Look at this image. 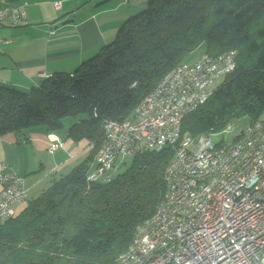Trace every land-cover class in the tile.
<instances>
[{
  "label": "trees",
  "instance_id": "obj_1",
  "mask_svg": "<svg viewBox=\"0 0 264 264\" xmlns=\"http://www.w3.org/2000/svg\"><path fill=\"white\" fill-rule=\"evenodd\" d=\"M203 43L209 56L236 50L237 68L186 117L182 139L263 118L264 0H149L74 74L56 73L28 92L0 86V139L39 126L57 134L75 119L68 137L93 145L87 158L0 224V264H118L164 200L175 150L137 154L110 183L88 182L103 123L131 118Z\"/></svg>",
  "mask_w": 264,
  "mask_h": 264
},
{
  "label": "built area",
  "instance_id": "obj_2",
  "mask_svg": "<svg viewBox=\"0 0 264 264\" xmlns=\"http://www.w3.org/2000/svg\"><path fill=\"white\" fill-rule=\"evenodd\" d=\"M29 6V0H0V28L29 24ZM237 57L231 50L183 63L131 118L104 121V142L87 170L88 182L110 183L125 158L168 146L175 150L165 171V198L118 264H264V117L249 120L232 143L223 134L235 123L220 133L182 139L186 117L209 100L216 80L234 73ZM47 139L50 153L64 146L55 133ZM0 186L3 223L18 215L15 205L26 204L28 190L5 162Z\"/></svg>",
  "mask_w": 264,
  "mask_h": 264
},
{
  "label": "crops",
  "instance_id": "obj_3",
  "mask_svg": "<svg viewBox=\"0 0 264 264\" xmlns=\"http://www.w3.org/2000/svg\"><path fill=\"white\" fill-rule=\"evenodd\" d=\"M144 1L29 0V24L0 28V86L28 92L56 73L74 74L114 41L126 20L146 7ZM3 40L10 43L3 44ZM75 123V119L64 121L63 131L57 133L64 146L54 153L48 150L51 133L45 126L0 139V163H7L24 178L28 190L26 204L15 205L18 214L54 179L68 174L90 154L93 145L89 141L68 137Z\"/></svg>",
  "mask_w": 264,
  "mask_h": 264
},
{
  "label": "rangeland",
  "instance_id": "obj_4",
  "mask_svg": "<svg viewBox=\"0 0 264 264\" xmlns=\"http://www.w3.org/2000/svg\"><path fill=\"white\" fill-rule=\"evenodd\" d=\"M148 1L149 0H145L144 1L145 4H146V7L148 5ZM206 51H207V44L206 43H203L194 52H192L188 58L185 59L184 63L190 64V63L195 62V60L196 61L199 60L202 56H204V54L206 53ZM224 82H225V78L216 80L214 82L213 86H212V90L215 91L220 86H222L224 84ZM248 121H249L248 118H245V119H242V120L236 122L235 123V129L233 131H231V132H225L223 134V140L226 141L227 143H232L236 138H238L239 136H241V134L243 132V127H245V125L248 123ZM59 133H61V131ZM216 138L218 139L219 137L217 136V137H215V139ZM23 140H24V138H23ZM131 159H132V157H129L127 159L125 158L124 160H122V162H121L122 166H120L117 169L115 175L123 174L126 171V169L128 168V166L130 165ZM124 162H127V164H124ZM37 196L38 195H36L35 197H37ZM32 197H34V195H32ZM0 224H2V223H0Z\"/></svg>",
  "mask_w": 264,
  "mask_h": 264
}]
</instances>
